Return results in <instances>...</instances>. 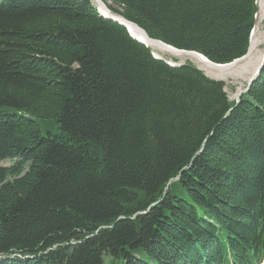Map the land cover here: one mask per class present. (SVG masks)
<instances>
[{"label":"trees","instance_id":"1","mask_svg":"<svg viewBox=\"0 0 264 264\" xmlns=\"http://www.w3.org/2000/svg\"><path fill=\"white\" fill-rule=\"evenodd\" d=\"M101 1L218 65L246 55L258 4ZM96 7L0 0V264H255L264 68L230 101L223 83L155 59Z\"/></svg>","mask_w":264,"mask_h":264},{"label":"bare ground","instance_id":"2","mask_svg":"<svg viewBox=\"0 0 264 264\" xmlns=\"http://www.w3.org/2000/svg\"><path fill=\"white\" fill-rule=\"evenodd\" d=\"M93 3L98 7V10L105 14L107 12L102 8L99 0H92ZM259 11L256 16V27L251 36L250 47L248 54L241 59L240 61L234 63L233 65L226 67H215L208 64L204 59L197 57L193 54L191 55H176L173 53L168 54L172 58L181 59L184 61H189L195 64L204 74L211 78L216 79L221 82L225 81H238L243 80L245 77L251 78L256 73V69H258V65L261 59L264 57V32L262 33L260 28L264 21V0H258ZM117 17V16H115ZM118 18V17H117ZM131 34L138 40L143 41L148 44V46L152 49L153 53L156 55L163 54L160 48L155 43L149 44L148 40H146L145 36L134 28L130 24H126ZM263 47V50L261 48ZM165 54V53H164ZM161 56V55H160ZM255 72V73H254ZM253 74V75H252Z\"/></svg>","mask_w":264,"mask_h":264},{"label":"water","instance_id":"3","mask_svg":"<svg viewBox=\"0 0 264 264\" xmlns=\"http://www.w3.org/2000/svg\"><path fill=\"white\" fill-rule=\"evenodd\" d=\"M99 2H100V4H101L102 8H104V10L107 12L106 16H105V14L102 13V14H101V17L106 18V19H108V20H110V21H112V22L118 24L119 26L123 27V28L127 31V33L129 34V36H130L133 40H135L136 42L140 43V44L143 45L144 47L151 49V48L148 46L147 43H145V42H143V41H140V40L136 39V38L131 34V32H130V30L128 29V27H127L126 24H130V25H132L134 28H136L138 31H140V32L145 36V38H146V40H148L149 44H151V43H155V44H157V46L160 48L161 52H164V53H165V54L163 53L162 55H166V56H168V57H170V56L168 55V54H170V53H173V54H176V55H183V54H185V55H191V54H193V55H195V56H197V57H200V58L204 59V60H205L208 64H210L211 66H215V67H226V66L233 65L234 63L240 61V60L243 59V58L248 54V52H249V48H248V51H247V53H246V55H245L244 57H242V58H240V59H238V60H235L234 62H232V63H230V64H226V65H218V64H214V63H212L211 61H209L206 57H204L203 55H201V54H199V53H196V52H190V51L178 50V49H175V48H173V47H171V46H168V45H166V44H163V43L160 42V41H156V40H152V39H150V38L146 35V33H145L142 29H140L137 25H135V24H133V23H130V22L126 21L125 19H123L122 17H120V16H118V15L112 14V13L106 8V6L102 3L101 0H99ZM258 11H259V7L257 6V14H258ZM97 12L99 13L98 10H97ZM257 14H256V16H257ZM115 16H117L118 18L115 17ZM256 16H255V18H256ZM255 27H256V22H255V25H254L253 29L251 30L249 43H250V41H251V36H252V33H253ZM151 51H152V49H151ZM152 55H153V57H154L155 59L163 61V58H162L161 56H158V55H156V54H154V53H152ZM170 58H172V57H170ZM172 59H175V58H172ZM170 61H172V60H170ZM169 63H170V62H169ZM168 65H170V64H168ZM181 65H184V62L180 61V62L177 63V64H174V63L171 62V65H170V66H172V67H178V66H181ZM263 68H264V57H263V59H262L260 65H259V67H258L256 73L254 74V76H253L250 80L247 81V86L245 87V89L239 91V92L236 94V99H235V102H236V103L239 102V99H240V97H241L243 94H245V93L248 92V90H249V88L251 87V85L257 80V78H258L259 75L261 74ZM205 76H206V75H205ZM212 80L219 81V80H216V79H212ZM219 82H221V81H219ZM176 180H177V179H174V180H172V181H176Z\"/></svg>","mask_w":264,"mask_h":264},{"label":"rangeland","instance_id":"4","mask_svg":"<svg viewBox=\"0 0 264 264\" xmlns=\"http://www.w3.org/2000/svg\"><path fill=\"white\" fill-rule=\"evenodd\" d=\"M259 2V1H258ZM260 30H261V32L263 33L264 32V21H263V23H262V25H261V28H260ZM261 50H263V47L261 48ZM160 55H162L161 53H160ZM166 55H163V57H165ZM162 57V56H161ZM162 57V58H163ZM166 57H168V56H166ZM167 59H172V58H170V57H168ZM262 60V59H261ZM175 61L177 62V63H179L180 61H182V62H184V63H192V62H189V61H184V60H181V59H176L175 58ZM260 63H261V61H260ZM260 63H259V65H260ZM192 65H195V64H193L192 63ZM259 65H258V67H259ZM196 66V65H195ZM197 67V66H196ZM257 67V68H258ZM198 68V67H197ZM199 69V68H198ZM257 70V69H256ZM255 73V72H254ZM253 75V74H252ZM214 79V78H213ZM251 79V76L248 78V77H245V79H243V80H238V81H227V82H225V81H223V83H224V85H225V91H226V94H227V96H228V98H229V100L230 101H233V100H235L236 99V94L239 92V91H241V90H244L245 89V87L247 86V81L248 80H250ZM42 127L44 128V129H42L43 130V132H46V131H50V132H53V133H57V131L55 130V128L53 127V125H51V124H46V126L44 127L43 126V123H42ZM10 163H9V161H4L3 163H2V166H4V167H7L8 165H9ZM104 262H105V264H122V262H120V261H115V260H113L112 258H110V257H105L104 258Z\"/></svg>","mask_w":264,"mask_h":264}]
</instances>
